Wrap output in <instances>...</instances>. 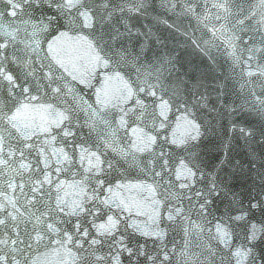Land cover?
Instances as JSON below:
<instances>
[{
	"label": "snow or ice",
	"instance_id": "1",
	"mask_svg": "<svg viewBox=\"0 0 264 264\" xmlns=\"http://www.w3.org/2000/svg\"><path fill=\"white\" fill-rule=\"evenodd\" d=\"M185 2L191 5L194 0ZM204 3L211 4V8L205 7L203 13H198L195 7L188 6L184 13L195 16L196 20L211 32L213 40H221L230 49L228 55L233 59L234 66L241 68L242 76L257 77L254 82L260 85L261 91L259 93L251 91L250 95L255 99L250 102V110L255 111L264 121V79H261L264 78V37L257 46L254 36L245 40L243 36L237 34L246 30L245 27L237 26L244 25L245 19H255L257 13L252 11L250 17L244 18L237 16L232 25L236 31L229 34L230 30L225 24L217 26L211 23V19L227 20L231 14L232 0H204ZM144 4L145 0H139V3L128 11L139 12ZM44 5L52 9L56 15L37 19L34 10ZM175 6L172 5L173 8ZM260 8V18L256 21L257 31L264 29V0H260ZM212 9L216 10L214 14ZM116 11L117 8L110 7L107 0H0V92L5 94V98L0 100V264H37L26 255V250L32 249L34 245L40 246L45 241L67 249L69 256L73 255L71 249L67 247L69 245L83 249L86 254L89 253V248L92 249L90 253L92 259L85 260L84 264H108L109 259L112 264H119L122 252H127L130 258L145 256L150 264L157 262L164 264L169 260L165 242L167 234L165 229L169 226L180 228L185 237L194 231L203 232L206 229L211 239L219 241L225 247L229 246L231 236L227 226L220 219L214 217L209 219L211 216L209 206L213 203V197L223 191L221 185L213 179L207 191L197 190L194 187L197 173L183 160L176 168V179L180 181V188L192 193L185 194L190 207L186 209L182 204L165 205L161 211L162 202L153 199L150 215L152 227L148 230H141L139 225L126 223L123 215L108 214L112 213L113 209L121 213L124 211L130 213L131 210L122 200L117 201L109 196L101 199L98 195V191H103L105 185L101 177L106 174L107 169L113 167L112 161L102 159L103 152L99 149L89 150L80 147L79 163L89 174L86 178H96V187L92 189L91 194L77 183L79 198L69 201L64 193V181L54 178V173L62 172L63 166L72 164L75 157L62 147L53 148L51 142L56 141L61 135L74 139L78 135L75 131L77 127H88L90 132H94L97 131L98 123L102 122L111 129L102 136L104 146L117 151L111 140L116 130L100 113L110 105L119 107V104H111V101L102 96L101 90H97V104L102 105L101 108H93L87 101L83 102L86 107L82 106L81 111L88 117L84 124L80 123L79 115L71 108L58 109L51 103H34L42 98L41 94L50 98L63 95L64 87L67 86L64 74L71 76L73 80L87 83L84 73L79 71V67L82 66L86 67V71L99 67L108 69L109 80L123 83V89L120 90L119 96L115 97L117 100L130 98L134 94L136 87L134 82L125 79L127 73L122 74L121 69L131 67L139 71L136 62L140 54L133 56L123 46V37L125 34L131 36V29L126 28V32H121L118 28L111 27ZM119 11L124 12L125 9L119 7ZM59 16L71 17L70 23L79 31L74 35L60 31L58 35H53L52 39L44 40L42 34L49 33L53 21ZM21 33H24L27 39L22 38ZM44 43L47 44L46 49L43 47ZM154 88L155 85L149 84L147 88L139 87L138 91L155 96ZM68 90L72 91L70 88ZM141 103L142 101L137 98L136 104ZM163 103L167 104V101ZM120 121L123 126V116ZM188 124L189 127L180 143L195 141L201 134L200 127L194 120ZM232 130L235 131V126ZM239 131L245 137L255 136V132L250 129L241 127ZM41 136L44 137L42 142ZM65 142L73 143L72 140ZM176 142L173 140V143ZM259 142L264 143V131L260 132ZM153 143L155 138L149 137L148 142L142 146L133 141L131 147L136 152L150 153L141 163L144 165V171L153 178L156 187L136 186L146 187L148 191L155 193L156 188L172 174L170 171L172 165L163 148L160 149L159 155L156 154L151 147ZM119 154L127 158L130 153L122 151ZM53 157L55 166L52 163ZM135 159L133 156V160ZM157 177L158 181L155 179ZM5 181L7 189L24 197L23 202L18 196L10 197L7 194L4 190ZM107 191L111 193L112 188L109 187ZM257 206L256 203L251 204L252 208ZM105 208L108 210L107 213L104 212ZM193 210L204 223L192 219ZM98 215H106V220L97 224ZM88 217L92 219L89 220ZM243 218V215L234 217L235 220ZM164 220L169 221L170 225L162 227ZM86 224H91L92 229L96 230L95 236H92L91 229ZM122 224L125 225V231L132 228L133 231L152 238L154 244L158 242L157 255L153 257L148 254L143 245L140 246V250H136L125 244L124 233L120 230ZM259 231L253 225L248 240L250 242L256 240ZM104 243L110 248L109 255H97L95 246ZM249 254L250 250L240 249L232 253L237 259V264H243L244 258ZM73 264H77L75 257Z\"/></svg>",
	"mask_w": 264,
	"mask_h": 264
},
{
	"label": "water",
	"instance_id": "2",
	"mask_svg": "<svg viewBox=\"0 0 264 264\" xmlns=\"http://www.w3.org/2000/svg\"><path fill=\"white\" fill-rule=\"evenodd\" d=\"M107 2L110 7L117 8L111 22V27L118 28L121 32H126V28L131 29V36L125 34L122 41L123 44L133 46L140 55L159 62L164 69L160 73V85H156L154 88L156 92L155 96L151 94L145 95L143 92H140L142 103L139 105L136 102L130 104L132 96L126 98V104L129 105L125 106L127 113L125 114V111H121L124 107L122 99L117 100L115 98L119 96V92L123 89L124 85L120 81L109 80V73L106 72L105 68L99 67L86 71V67H79V71L84 73L87 83H81L79 80L76 81L91 90L96 101L97 90L99 88L93 89L92 84L95 79L100 81L101 85H103L102 89H99L102 96L111 101V104H119V107H112L110 105L108 108H115L117 110L119 120L121 116L124 117V124L121 127L123 132L129 135L131 144L135 141L138 145L142 146L148 142L149 137H153L155 138V143L151 144L153 149L157 146V142H161L162 140H169V143L182 148L187 145L197 144L205 134L214 128L225 127L227 137L223 140L222 148L217 149V154H214L218 158L212 164L213 177L211 181L215 179L217 182H221L222 180L227 182L231 177H236L241 182V179L238 177L239 175L242 177V182L247 181L248 185H253L255 193H257L251 204L264 205V200L260 201L261 198H264V188L258 185L263 184V180L255 172L258 167L264 168V159L251 164L252 160L249 159L247 151L250 145L261 144L259 136L262 130V120L256 115L255 111H251L245 107L242 108L244 104L242 103L241 92L234 91L231 88L233 74L236 75L235 80H238V76L241 73L233 66L232 58L228 55L229 51L225 50L217 54V50L213 45L219 47L227 46L221 40L219 41L222 43L207 41L205 35L208 34L212 37L211 32L204 27V24L199 23L195 16L184 13V9L188 6L195 7L198 13H203L205 7L211 8V4L205 5L204 0H194L191 5L187 4L185 0H145L141 11L129 12L128 9L138 4L139 0H107ZM173 4L176 5L175 8L172 7ZM119 7H123L125 11L120 12ZM46 8V17L56 15L47 5ZM230 8L231 14L227 20L221 19L217 21L212 18L211 23L217 26L225 24L227 29H233L232 25L235 23L237 16L241 18L245 16L250 17L252 11H255L257 13L255 19H245L244 25H238L237 27H245L246 30L244 32H237V34L243 36L245 40L254 36L256 38L254 42L259 46L260 39L264 37V29L257 31L258 25L256 23L260 18V0H232ZM215 11V9H212L213 14ZM35 13L34 11V15ZM70 21L71 17L59 16L53 21L50 29H59L58 34L60 31H67L69 35H74L76 32L72 29L77 28ZM58 22L59 25H57ZM200 30L203 31L202 34ZM233 31H236V29H233ZM193 41H196V43ZM237 44H239L238 41ZM225 55H227V58H225ZM222 58L227 60L225 62L228 70H226ZM165 61L171 62L166 63ZM158 71H160L159 67ZM122 74L124 73L122 72ZM141 87L147 88L148 85ZM164 101H167V104H164ZM34 103L39 102L36 101ZM148 105L157 109L160 120L154 127L156 134L144 136L135 126H127V121L129 114L140 111ZM99 106L102 107V105ZM210 116L214 117L215 123H210ZM185 117L187 119H184ZM191 120H194L199 125L201 134L195 141L180 143L179 141L183 139L189 127L188 122ZM234 126L235 131L232 130ZM241 127L252 130L255 132V136L245 137L239 131ZM69 140H72L73 143L67 144L68 149L64 150L69 154L74 151L76 161L78 158L80 159V147L86 146L82 143L74 142L72 138ZM173 140L177 142L173 143ZM61 147L64 148L63 145H60L59 148ZM86 148L91 150L90 147ZM191 162L196 165L195 171L197 175L200 174V164L194 160H191ZM185 164L187 163L185 162ZM244 165L247 167H244ZM81 167L84 169L83 166ZM174 174L176 177V169ZM73 175L76 174L74 173ZM54 178L64 181V193H66V196H69V192H74L71 197L73 199L79 198L80 191L70 189L71 187H76L79 178L63 177L62 172L59 174L54 173ZM147 184L153 185L144 180L129 178L119 183L120 187H117V184L113 189L114 191L109 193V197L117 201L122 200L127 205L135 204L137 208H145L144 200L145 197L149 196L161 201L160 207L167 203L166 199L158 198L157 189L155 193H152L146 187L136 186ZM210 186L211 184H209L208 188ZM142 192L144 193L143 195L140 194ZM251 204L240 215L245 217L247 214L252 213L251 211L258 208V206L252 208ZM128 208L131 209L130 206ZM148 209L150 210V207ZM132 211L141 215L145 213H140V211H136L134 208ZM146 213H150V211H146ZM226 218L224 217V224L228 228L229 221H225ZM230 221V225L236 228L239 220L233 219ZM259 245V240L251 241L248 248L243 249V251L250 250V254L245 258L252 256L254 250H257ZM72 250L74 253L78 252L77 248H73ZM56 251H62L58 244H55L52 248L51 258L58 256V254H52V252ZM48 264H59V262L52 263L49 261Z\"/></svg>",
	"mask_w": 264,
	"mask_h": 264
}]
</instances>
